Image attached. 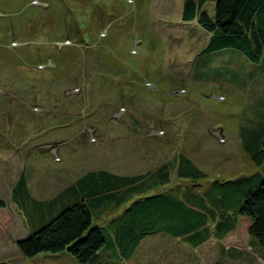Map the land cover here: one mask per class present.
Segmentation results:
<instances>
[{"label": "rangeland", "instance_id": "obj_1", "mask_svg": "<svg viewBox=\"0 0 264 264\" xmlns=\"http://www.w3.org/2000/svg\"><path fill=\"white\" fill-rule=\"evenodd\" d=\"M197 1L215 15V2ZM183 7L184 0H0V199L11 208L3 217L14 219L5 221L8 230L19 227L15 210L33 234L64 210L52 204L58 194L90 173L112 172L129 178L117 185L124 202L102 219L92 212L111 256L112 224L128 207L164 194L188 200L262 170L247 146L255 151L264 137V80L250 62L251 76L244 56L235 62L238 53L206 52L207 37L197 18L182 21ZM181 156L207 178L182 179ZM166 165L170 183L155 187ZM16 175L33 203L24 212L11 201ZM182 239L148 236L118 263L264 264L255 239L235 251L216 234L196 251ZM15 246L0 242V264H10Z\"/></svg>", "mask_w": 264, "mask_h": 264}, {"label": "trees", "instance_id": "obj_2", "mask_svg": "<svg viewBox=\"0 0 264 264\" xmlns=\"http://www.w3.org/2000/svg\"><path fill=\"white\" fill-rule=\"evenodd\" d=\"M212 1L216 3L214 16L207 9L201 11V2L197 0H184L183 7L182 21L190 23L197 18L201 31L211 35L205 51L229 50L244 56L249 63H261L264 60V0ZM258 78L264 80L262 76ZM257 141L253 142L259 143L255 151L249 145L247 147L252 161L262 168L261 171L249 177L215 183L204 195L191 192L188 200L164 194L145 200L147 202L142 206L128 207L123 216H119L121 220L112 224L115 226L112 231L117 241V258L131 260L142 240L161 233L175 239L183 238L182 241L194 245L195 251L213 234L232 251L237 245L245 247L248 239H255L264 248V137ZM178 163V174L182 179L196 182L207 178L187 157L181 156ZM168 167H161L154 174L155 187H166L170 183ZM89 175L79 181L75 189L61 192L52 201V204L64 206L61 213L38 231L16 242L25 258L67 253L80 264H87L105 249L106 238L102 228L93 226V213H98L96 219H102L113 206L120 208L124 201L118 196L117 185L129 178L104 170ZM88 178L90 181H85ZM96 180L103 182L98 185ZM21 181L22 177L15 186L18 191L12 192V201L24 211L25 205L30 208L33 203L23 191ZM101 184L103 188L98 189ZM72 196L77 201L68 206L69 202L65 203V200ZM5 207V202L0 199V231L5 229L2 221ZM218 212L219 216L216 215ZM212 225H215V233L210 229ZM236 253L240 252L236 250Z\"/></svg>", "mask_w": 264, "mask_h": 264}, {"label": "crops", "instance_id": "obj_3", "mask_svg": "<svg viewBox=\"0 0 264 264\" xmlns=\"http://www.w3.org/2000/svg\"><path fill=\"white\" fill-rule=\"evenodd\" d=\"M202 36H204V37L206 36L207 37V42H206V45H207L208 42H209V40H210V38H211V35L210 34H206L205 32H203L202 33ZM214 53H216V54H222L224 56H230V55H236L237 54V52H233V51H229V50L218 51V52H214ZM237 61L243 62L242 56L240 54H238V57L236 58V61L235 62H237ZM245 65H246L245 67L247 68L248 72L251 70V76H252L254 74V72H253V70L251 68V65L252 64H250L249 62H247ZM254 66H256L255 72L257 73V75L264 77V60L261 63H259L258 65L255 64ZM235 69H236V67H235V64H234V70ZM234 74H236V73L234 72ZM14 179L17 180V181L8 184L9 191H12V192H13V188L20 181V178H18L17 175L15 176ZM11 201H12V194H11ZM4 202H5L6 207H7L6 201H4ZM17 209L20 210V211H22L21 210V207L20 208H17ZM10 210H11V208L8 207V209L6 210V212L9 213ZM13 210H14V208H13ZM4 212H5V210H4ZM14 212L16 213L15 215L17 216V218H18V220L20 222L18 224V226L20 228L18 227V228H15V229H13L11 231V229L8 230L5 227L4 231H0V242L1 243H7V241H8L10 243V245L12 244V246H15L17 241H19L21 239H24V238H27L29 235L32 234V233H27L24 225L22 224L20 214L17 211H15V210H14ZM11 218H12V216L8 215V216H6V219L4 217H2V221L5 223V221H9ZM11 220L14 221V219H11ZM4 226H6V225H4ZM6 234L9 235L11 239H8L6 237ZM21 236H23V237H21ZM13 248H14V257H6V259H5V260H8V262L10 264L11 263H13V264H80L74 257H72L71 255H69L67 253H61V254H57V255L41 254V255H39L37 257H34V258L30 259L29 262H27L28 260H25L24 259L25 258L24 256H23L24 258H22L21 254H20V252H19V250L17 248V246H15ZM111 256L117 258V255L116 254H111ZM111 256L110 255L105 256L103 254V252H100L97 255H95L87 264H110L111 262H113L111 260ZM120 261H122V259L115 260V262H117V264H122V263H118Z\"/></svg>", "mask_w": 264, "mask_h": 264}]
</instances>
